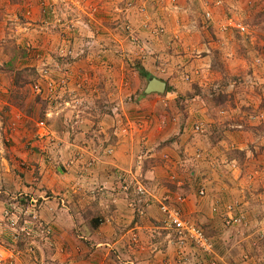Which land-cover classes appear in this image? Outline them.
<instances>
[{
  "label": "rangeland",
  "instance_id": "rangeland-1",
  "mask_svg": "<svg viewBox=\"0 0 264 264\" xmlns=\"http://www.w3.org/2000/svg\"><path fill=\"white\" fill-rule=\"evenodd\" d=\"M105 4L111 9L99 12ZM128 14L126 0H0V174L7 185L0 190V264H183L175 239L163 229L160 203L182 197L183 218L204 234L199 221L206 223L218 211L223 218L231 206L224 212L205 208L200 220L183 209L190 196L205 197L199 191L206 189L208 176L223 179L221 169L216 177L209 166L224 164L213 156L212 136L225 132L218 124L213 132L208 121L221 123L232 110L241 124L236 130L244 133L249 122L241 108L234 111L246 108L248 100L239 97V89L255 96L264 83L238 74L222 76L218 85L201 77L192 89H176L167 79L163 93L147 97L150 79L131 69ZM101 15L112 19L99 23ZM100 34H116L117 46H106L109 40ZM114 144L123 152L118 161ZM242 149L234 154L237 162ZM42 164L47 174L40 176ZM230 179L240 182V175ZM21 185L28 189L17 188ZM118 185L125 191L122 201L115 198ZM51 200L57 207L47 211L67 236L41 216ZM117 203L126 222L104 219ZM96 225L105 231L92 233ZM13 252L22 257L14 262ZM191 253L200 260L217 254Z\"/></svg>",
  "mask_w": 264,
  "mask_h": 264
},
{
  "label": "crops",
  "instance_id": "crops-1",
  "mask_svg": "<svg viewBox=\"0 0 264 264\" xmlns=\"http://www.w3.org/2000/svg\"><path fill=\"white\" fill-rule=\"evenodd\" d=\"M137 3L140 4V1L137 0ZM141 4L143 8L137 9L138 6L135 5L127 17L135 37V41L129 46L131 57L134 58V61H131V69L138 77L142 78L139 73L143 71L146 76L143 78L150 80L156 78L165 84L168 79V83L176 89H182V86L183 89H192V84L201 77L218 85L222 76L230 80L238 74L256 76L261 84L264 83V0H143ZM100 8L99 12L102 10L106 12L107 9H111V5L105 4ZM117 10L121 12L120 8ZM205 13H209L210 19L205 17ZM120 17L122 13H118L116 17L118 23L121 22ZM106 18L108 21L112 19V17ZM106 18L101 15L98 18L99 23ZM237 25L248 27L250 33L244 35L235 28ZM103 29L105 28H102V32ZM113 30L119 31V28ZM108 36L100 34L101 39L109 40L106 46H117L115 42L118 41L114 39L117 35L114 34L110 38ZM95 44L94 42L93 45ZM103 47L101 45L98 48L103 49ZM140 69L142 71H139ZM260 88L262 89H256L255 96L249 93V89H239V97L244 96L248 102L246 108L240 106L234 113L239 112L241 108L244 120L251 125L242 126L244 133L236 130L241 128V124L235 121L236 117L232 118V110L221 123L215 121L216 119L208 121L213 124L208 123V127L213 132L217 124L220 126V131L225 132L223 135L212 136L215 143L213 152L217 154L213 156L221 157L224 164L212 163L211 167L209 166V174L212 176L215 175L217 168L221 169L223 176L220 177L223 179L215 182L212 180L213 177L208 176L205 197L190 196L183 207L185 213L195 214L194 216L199 219L200 212L205 208L210 210L217 208L224 212L223 208L231 205L232 214L242 218L241 225L231 228L225 227L219 211L214 214L209 213L208 215L212 214V216L210 215L211 219H207L206 223L199 221L215 243L217 254L213 253L216 255L214 264H264V132L262 127H259L262 124L264 126L262 106L264 89L263 86ZM149 96H153V93L147 95ZM250 107L253 110H250ZM251 111L254 112L250 113ZM205 125L207 126V123ZM253 130L255 133L252 132ZM135 139L137 141V137ZM240 146L243 148V157L237 162L233 152L241 149ZM113 148L116 156L114 158L118 161L123 152L117 150L119 148H116L115 144ZM106 159L111 157H101L99 161ZM96 164L99 167L100 163ZM39 174L40 176L47 174L43 164L39 168ZM230 174L240 175V182L230 179ZM250 174L254 175L252 180H249ZM112 175L111 172L107 180L113 179ZM1 178L2 174H0V190H4L7 185L2 183ZM102 184L106 186L105 183ZM118 186L121 190L115 191V198L117 200L121 198L119 201H122L125 191L120 185ZM17 188L22 191L28 189L25 185ZM49 190L55 194L53 189ZM156 202L160 201L150 202L146 205V210H151L153 208L151 204ZM1 205L0 215L3 208ZM43 206L41 216L50 221L56 231L60 230L63 236H67L68 231L64 229L65 227H60L55 217L47 211L48 208L57 207L55 200L47 201ZM120 207L118 203L116 207L110 206L104 219L111 216L116 222H124L125 216H122ZM71 223L69 218L66 225ZM98 226H93L92 233L98 230L105 231V228ZM149 249H152L153 253L157 248L154 244ZM22 254L23 252L20 255L17 252L12 254V257L15 255L13 261L22 257Z\"/></svg>",
  "mask_w": 264,
  "mask_h": 264
},
{
  "label": "built area",
  "instance_id": "built-area-1",
  "mask_svg": "<svg viewBox=\"0 0 264 264\" xmlns=\"http://www.w3.org/2000/svg\"><path fill=\"white\" fill-rule=\"evenodd\" d=\"M139 1L140 4L137 3V0H126V6L127 8H133L136 5L138 6L137 9H141L143 8V4H141L143 0ZM205 17L207 19H210L209 13H205ZM236 29L241 33L249 32V29L246 26L237 25ZM134 41L135 37L132 32L131 42ZM38 126L42 128L43 123H39ZM199 156L200 155L196 154L195 157L199 158ZM138 190V194L144 193V190L141 186H138ZM205 193V189L201 188L199 191V195L204 196ZM183 202L184 199L182 197H177L174 202L175 204L160 203L159 210L163 215V229L168 232L169 236H173V238L175 239L178 248V254L181 256L183 264H214L215 262L210 259L202 260V258L200 260L197 259V257H191L194 256L191 253V250L194 249H196V251H198L203 256H210L214 251V245L210 241V239L204 234L201 228L183 218L180 210V206L183 204ZM232 209V206L227 207L223 214V223L227 228L242 224V218L232 215ZM188 257H190V260L188 259Z\"/></svg>",
  "mask_w": 264,
  "mask_h": 264
},
{
  "label": "water",
  "instance_id": "water-1",
  "mask_svg": "<svg viewBox=\"0 0 264 264\" xmlns=\"http://www.w3.org/2000/svg\"><path fill=\"white\" fill-rule=\"evenodd\" d=\"M165 90V83L156 78L151 79L144 90L145 94L163 93Z\"/></svg>",
  "mask_w": 264,
  "mask_h": 264
},
{
  "label": "trees",
  "instance_id": "trees-1",
  "mask_svg": "<svg viewBox=\"0 0 264 264\" xmlns=\"http://www.w3.org/2000/svg\"><path fill=\"white\" fill-rule=\"evenodd\" d=\"M139 71H142V70L140 69ZM139 74L141 75L142 78H143V77H146V76H145V72H143V71H142V73H139ZM16 83H17V82H16V79H15V84H16ZM235 153L240 154V152H238V151H234V152H233V155H234ZM205 235L207 236V234H205ZM207 237H208V236H207ZM214 246H215V245H214Z\"/></svg>",
  "mask_w": 264,
  "mask_h": 264
}]
</instances>
